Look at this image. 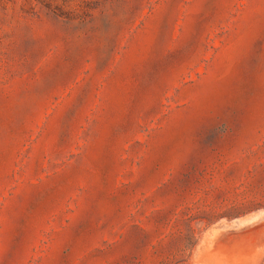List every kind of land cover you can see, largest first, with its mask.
Wrapping results in <instances>:
<instances>
[{
    "label": "rangeland",
    "instance_id": "rangeland-1",
    "mask_svg": "<svg viewBox=\"0 0 264 264\" xmlns=\"http://www.w3.org/2000/svg\"><path fill=\"white\" fill-rule=\"evenodd\" d=\"M0 0V264H264V0Z\"/></svg>",
    "mask_w": 264,
    "mask_h": 264
},
{
    "label": "trees",
    "instance_id": "trees-1",
    "mask_svg": "<svg viewBox=\"0 0 264 264\" xmlns=\"http://www.w3.org/2000/svg\"><path fill=\"white\" fill-rule=\"evenodd\" d=\"M55 0H42V2L44 3V5L46 7H48L49 9H52V3L54 2Z\"/></svg>",
    "mask_w": 264,
    "mask_h": 264
}]
</instances>
